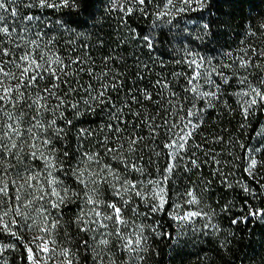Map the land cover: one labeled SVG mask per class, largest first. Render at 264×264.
Masks as SVG:
<instances>
[{"label":"snow or ice","instance_id":"6c2138e0","mask_svg":"<svg viewBox=\"0 0 264 264\" xmlns=\"http://www.w3.org/2000/svg\"><path fill=\"white\" fill-rule=\"evenodd\" d=\"M209 3L0 0V264L20 248L23 264H150L157 240L179 256L222 234L228 251L237 232L222 222L264 223V125L251 147L220 123L238 116L247 129L264 115V12H249L240 46L217 59L174 23ZM100 9L117 24L86 34ZM145 18L149 29L132 27ZM199 27L195 40L211 43L210 24ZM240 159L249 182L230 179ZM217 184L239 202L216 198Z\"/></svg>","mask_w":264,"mask_h":264},{"label":"trees","instance_id":"16d2710c","mask_svg":"<svg viewBox=\"0 0 264 264\" xmlns=\"http://www.w3.org/2000/svg\"><path fill=\"white\" fill-rule=\"evenodd\" d=\"M68 12V9L63 10ZM103 9L97 11V21L93 22L89 20V27L84 29L85 33H96L103 29L102 35L111 33L113 28L110 27L117 24L115 19L109 18L107 15L101 19V14ZM253 14L257 12H264V0H210L207 7L203 8L202 11L193 12L189 15L181 17L175 23H179L181 28L187 26L190 31L195 29V33L189 36V39L193 41L190 45L193 48H199L205 55H214L217 59L223 57V53L228 50H235L240 46V41L243 38V24L248 13ZM60 13L52 14L50 19L55 20ZM118 16L119 13H114ZM87 18V17H85ZM151 19H135L132 22V27L140 26L141 29H149L151 27ZM195 20V24L187 23L188 21ZM131 22V21H130ZM95 23V27L92 25ZM203 23H209L215 35L212 37L211 43L200 42L195 40V35L202 31L199 25ZM168 27L164 28L167 31ZM95 39V36H92ZM159 45V53L167 60L176 56L173 51L172 45L168 43L167 40L163 38ZM133 47H135L133 45ZM178 58V57H176ZM226 59V58H225ZM238 116H227L220 123L221 127H226L228 133L231 134L233 140H239L245 145L256 147L259 143V138L254 136V131L257 129V125H264V115H257L251 120V128L241 129L237 123ZM232 153L234 156L243 157V150L238 144L234 145L232 148ZM259 161L264 159V148L261 149L260 153L255 156ZM236 167L233 169L235 175L230 177L231 180H241L243 182H249L246 174L243 173L244 167L247 165V160L240 159L235 161ZM229 169H225L228 171ZM210 171V170H208ZM258 171L264 174V168H259ZM216 188V198H227L233 200V202H239V196L243 193L239 192L237 189L235 192L221 191L220 185H215ZM223 203V199H221ZM165 228L169 231L172 229L169 225L171 221H164ZM221 227L228 231H236L237 236L233 240L231 249L228 251H222L220 244L222 243L221 237H215L211 242L207 238L197 237L194 240H190L184 250H182L177 256L173 251L172 247L169 245L168 241L158 240L155 249L159 255L154 256L150 261V264H264V223H258L252 226L249 225H238L235 229H232L227 222H222ZM250 228V231L247 229ZM240 229H245L241 231ZM9 238H5L7 242ZM23 249L20 248L17 251H9L5 253L9 264H23L22 261L16 259L22 253ZM239 257V258H237Z\"/></svg>","mask_w":264,"mask_h":264},{"label":"rangeland","instance_id":"374dc122","mask_svg":"<svg viewBox=\"0 0 264 264\" xmlns=\"http://www.w3.org/2000/svg\"><path fill=\"white\" fill-rule=\"evenodd\" d=\"M191 13H193V12H189V13H187V15H189V14H191ZM185 15H182V17H184ZM176 21H174V23H175ZM7 240H9V239H7ZM158 241V240H157ZM157 241H156V243H157ZM156 243H155V245H156Z\"/></svg>","mask_w":264,"mask_h":264}]
</instances>
